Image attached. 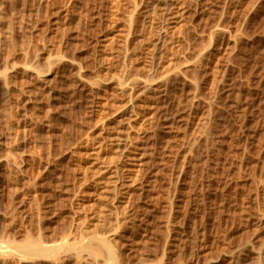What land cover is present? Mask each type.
<instances>
[{
	"label": "bare ground",
	"instance_id": "6f19581e",
	"mask_svg": "<svg viewBox=\"0 0 264 264\" xmlns=\"http://www.w3.org/2000/svg\"><path fill=\"white\" fill-rule=\"evenodd\" d=\"M89 1L0 0V264H264V1L212 0L195 51L183 31L211 0H107L102 39L82 26L95 23ZM216 47L224 60L206 80ZM178 81L190 135L150 194L164 94ZM76 86L91 119L68 141Z\"/></svg>",
	"mask_w": 264,
	"mask_h": 264
},
{
	"label": "rangeland",
	"instance_id": "374dc122",
	"mask_svg": "<svg viewBox=\"0 0 264 264\" xmlns=\"http://www.w3.org/2000/svg\"><path fill=\"white\" fill-rule=\"evenodd\" d=\"M215 1L221 3L223 0H221V1H219V0H215ZM215 1H212V0H211L210 2H207V3H209V4H207L206 2H204L203 5H202V8H203V9L201 8V6L198 7L197 10H196V11H197V14L194 15L193 19H192V20L190 21V23H189V24H192V25H191V26L188 25V27L186 26V28H185L186 31H183V36H184V37L186 36V37H185V42H187V43L189 42V44H191V43L193 42L191 45H192L194 51L197 50L200 46H202V45L207 41L206 38H205V37H206L205 34L203 35L201 31L204 30V29L206 28L207 22L209 23L210 20L212 21L211 18L215 17V15H214V16L211 15V14H213L214 11L211 13L212 10H210V7L212 6V4H213V6H212L211 8H213V10H214V9L216 10V9L219 8L220 3H216ZM256 1H257V2H256ZM258 1L261 3V2L264 1V0H262V1H261V0H239V2H241V3L239 4V2H238L237 4H238L240 7H241V5H242V6H243V10H244V9L246 8V6H244V5H247V7L249 8V6L252 5L253 3H257V4H258V3H259ZM90 2H91V3H90ZM93 2H94L93 0H90V1H89V4H90V5L88 4V9L91 11V12L89 11V14H90V13H91V14L93 13V15H95L94 20H95V23H96L97 26H95V23H91V20H89V19H91V18H89V19H87V18L82 19V20H81V21H82L81 23H83V22H85V23H84V25H82V24H81V25L83 26V28H86L87 26H89L88 23H89V24H92V26H94V29H96V31L98 30V32H99V33H98V34H99V35H98V39H100V38L102 39V36H103V34H104L102 31H106V28L103 29V28L105 27V26H104V25H105V22H104V25H103L102 22L105 20V19H103V18H105V15H106V14H104V13H106L105 11H106L107 8H108V6H107V3H108V2H107V0H106V1H105V0H100V1L98 0V2L95 1V3H94L95 5L93 4ZM100 2H101V7L98 6V4H99ZM103 2H104V3H103ZM126 2H127V4H129V3L132 2V0H131V2L125 0V1H123V4L126 3ZM211 2H214V3H211ZM97 3H98V4H97ZM205 3H206V4H205ZM260 3H259V4H260ZM92 4H93V8L96 6V7H95L96 9H95V8H94V9L91 8V7H92ZM102 4H104V5H102ZM127 4H126V5H127ZM216 4H217V5H216ZM259 4H258V5H259ZM99 5H100V4H99ZM207 5H208V6H207ZM105 6H106V7H105ZM123 6H125V4H124ZM205 6H206V7H205ZM103 7H105L106 9H104ZM204 7H205V8H204ZM207 7H208V8H207ZM244 7H245V8H244ZM100 8H101V9H100ZM102 9H104V10H102ZM200 9H201L202 11H201ZM204 9H206V10H205L206 12L204 11ZM208 9H209V10H208ZM240 9H242V7H241ZM92 10H94V11H92ZM97 10H98V11H97ZM99 10H100V11H99ZM123 10H124V8H123ZM123 10H122V12H123ZM245 10L247 11L248 9L246 8ZM245 10H244V11H245ZM102 11H103V12H102ZM124 11H125V10H124ZM207 11H208V12L210 11V12H209V13H210L209 15H211V16H213V17L209 16ZM101 12H102L103 14H100V15H99L98 13H101ZM200 12H201V13H200ZM96 13H97V14H96ZM198 13H199L200 15H199ZM202 13H203V14H202ZM204 13H205V15H207V16H205ZM206 13H207V14H206ZM87 14H88V13H86V15H87ZM97 15H99V17H98ZM126 15H127V12H123V14L120 15V20H119L120 22H119V21L117 22V26H119V28H116V30H114V36H117V35H118V34H116V31H117V33L120 31V29L122 28V26H123L124 23H125V22H123V21H127L126 19H123L124 16H125L124 18H127ZM202 15H203V16H202ZM250 15H251V14H250ZM250 15L248 14V18L250 17ZM100 16H102V17L100 18ZM103 16H104V17H103ZM127 16H128V15H127ZM195 16H196V17H195ZM121 17H122V19H121ZM209 17H210V18H209ZM97 18H99V19H97ZM200 18H201V20H199ZM206 18H207V20H206L207 22L205 21ZM208 18H209V19H208ZM253 18H254V17H253ZM86 19H87V20H86ZM202 19H203L204 21H203ZM241 19H242V18H241ZM244 19H245V18H244ZM84 20H86V21H84ZM99 20H100V21H99ZM233 21H234V20L231 19V22H233ZM243 21H244V20H243ZM86 22H88V23H86ZM98 22H99V23H98ZM203 22H206V23H203ZM97 23H98V24H97ZM121 23H122V25H121ZM85 24H86V25H85ZM119 24H120V25H119ZM193 24H194V25H193ZM203 24H204V25H203ZM205 24H206V25H205ZM243 24H244V23H243ZM82 26H81V27H82ZM193 26H195V27H197V28H195V27H193ZM242 26H243V25H242ZM97 27H98V28L100 27V28L97 29ZM189 27H190V29L192 30V31L190 30V32H188V31H189ZM192 27H193L194 29H192ZM203 27H204V29H203ZM253 28H254V26L251 27V31L253 30ZM100 29H102V31H101ZM187 29H188V30H187ZM200 30H201V31H200ZM254 30H255V29H254ZM254 30H253V31H254ZM100 31H101V32H100ZM194 31H195V32H194ZM184 32H186V33H188V34H186V33H184ZM197 32H198V33L200 32V34L198 35ZM101 33H102V34H101ZM192 33H193V34H192ZM194 33H196V34H194ZM100 34H101V35H100ZM184 34H185V35H184ZM191 34H192V35H191ZM189 35H190V36H189ZM193 35H194V36H193ZM197 35H198L199 37H200L201 35H202V36L199 38ZM48 36H49V37L51 36V37H50L51 39H48V38H49ZM48 36H46V37H47L46 39H48L47 41L51 44V43H52L51 41L54 40V37L52 36V34H51V35L48 34ZM192 36H193V37H192ZM187 38H188V41H187ZM189 38H192V39H189ZM204 38H205V39H204ZM201 39H203V41H202ZM50 40H51V41H50ZM204 40H206V41H204ZM98 42L100 43V44L98 43V48H99V49H98V55H99V50H100V47H101L102 40H100V41L98 40ZM193 44H194V45H193ZM94 45H95V43L93 42V46H94ZM195 45H197V46H195ZM92 48H93V47H92ZM94 48H95V47H94ZM94 48H93V50H92V53L94 52ZM214 50H215V51H214V54L212 55V57H211V59H210V62H209V65H208V66H209V67H208V70H209L208 73H209V74L207 73L208 76H206V80L210 79L211 76H213V75H211V74H213L214 71H215V70H213V69H215V67H221V65H222V63H223V60H224L223 57L225 56V54L223 53V49H222V47H216ZM114 51H115V50H114ZM218 51H219V52H218ZM92 53H91V57H90V59H89V62L91 63V64L89 63V64H90L89 66H90V69H91L90 72H92L93 68H94V70H95V68L97 69V67H98V69H99L100 66H101V64H98V62H100V61H99V60L96 61V60H95V56H94V54H92ZM114 53L116 54V52H114ZM215 53L218 54L217 57H216V54H215ZM115 54H114V55H115ZM191 56H193V52H192ZM92 57H94V58L92 59ZM98 59H99V57H98ZM92 60H93V61H92ZM94 60L96 61L95 64L97 63V66L94 64L95 67H94V66L91 67L92 64H93V62H94ZM91 61H92V62H91ZM115 61H116V60H114L113 62H115ZM115 63H116V62H115ZM113 65H114V63H113ZM116 66L118 67L117 64H116ZM193 68L195 69L196 67H195V66H191V69L189 70V73L191 74V76H192L193 73H191L190 71H194ZM94 70H93V71H94ZM119 70H120V69H119ZM212 70H213V71H212ZM196 71H197V69H195L194 72H196ZM194 74H195V73H194ZM194 74H193V75H194ZM210 75H211V76H210ZM207 77H209V78H207ZM179 82H180V81H178V82H174V83H173L174 86H175V88H174L175 90L172 88V87H174L173 84H172V86H170V88L168 89V90H170V91L166 90L167 92H165V94H164V100H163V114H164V116H165L166 113H168V114H167L168 118H169V115H172V116L174 117V120H175V121L172 120V117L169 118L170 121H169L168 118H166L167 116H165V118H164V120H166V122H164V127H163V132H164V133H163V134H165L166 131L168 132V134H167V132H166V135H164V139H165V138H166V139L163 140L162 145H160V147H159V146L156 147V148H157L156 151L158 150L159 152L157 153V152L155 151L154 154L152 155V158H153L154 156H156V157H154V159H152V160H154L153 165H154V164L157 165V163L159 164V162H160L161 164H162V163H163V164H162V165L159 164V165H158L159 167H158V166H155V165H154V166H151V167H152V173L154 172V173H153L154 175H152V173H151V179H152V180H150V183H151V184H150V188H151L152 190H151V189L149 190V191H151L150 194H151V193H152V194H154V193L156 194V189H158V192L162 190L161 186H163V183H164V181H162V180H166V179H167V177H165V176H167L165 173H167V172H168L167 170H169V168H171V166L173 165V163L175 162V160H176V158H177V155H178V154H176V153H179V152L182 150V148H183V146H184V143L186 142V141H184V142L182 143L183 145L179 144V142L183 141V139L181 138V137H182L181 135L184 134V135H183V136H185V139H184V140H186V137L190 135V132H188V127H185V126H187V123L189 122V121H188V122L185 121V119L188 118L189 115H188L187 112L190 111V110H188L189 108H187V107H190V105H188V106L186 107L187 102H189V99H190V98H189L190 93L188 92V89H187L188 87H187V85H184V83L182 84V82H181V83H179ZM178 83H179V84H178ZM181 84L183 85V87H181V86H182ZM178 85H179V86H178ZM177 87H179V89H180V87H181V89H180V90H177V89H178ZM74 89H75V90H74ZM183 89H184V90H183ZM70 90H71V92L73 93V94H72L73 97H71V99H72L71 101H72V102H73L74 100L76 101L77 97H78L79 100L77 99L78 102H76V103H74V102L72 103L71 101H70L71 103L69 102L68 106H69V105H70V106L68 107V112H67V115H68V116H66V119H69L70 122L67 121V120H65V121L67 122V123L65 122V126L67 125V126H66V129H67L68 131H71V130H73L74 128H75L76 130L80 129V131H81V124H80V123H82V125L85 126V125H87V123H89V122H87V121H90V119H91V115H90V114H91V113H90L91 110L89 111L88 109H89V105H91V102H92L93 99H92V97L89 95V92H88V91H87V92H88V94H87L86 89H82V88H81V91H82V92H81L80 89L76 86L75 88L73 87V90H72L71 88H70ZM77 90H78V91H77ZM83 90H84V91H83ZM171 90L174 91V94H175V95H176V94H177V95H180V94H181L180 97H181L182 99L178 96V98H179V101H178V100H177L178 98H176L177 95H176V96L174 95V97H172L173 95H171V94H172L173 92H172ZM75 91H76L77 93H76ZM181 91H182V92H183V91H186V92H187V93H186V92L183 93V97H184V98L182 97V92H181ZM80 92H81V94H80ZM168 92H169V93H168ZM175 92H176V93H175ZM179 92H181V93L178 94ZM74 93H75V95H74ZM83 93H85V94H87V95H84ZM82 94H83V95H82ZM166 94H167L168 96H169V94H170V96L168 97ZM188 94H189V95H188ZM72 95H71V96H72ZM79 95H80V96H79ZM81 95H82V97H81ZM184 95H185V96H184ZM75 96H76V97H75ZM84 96H86V98H85ZM87 96H90V97H87ZM187 96H188V97H187ZM74 97H75V98H74ZM171 97H172V99H171ZM87 98H91L92 100L89 99V101H88V100L86 101ZM167 98H168V99H167ZM188 98H189V99H188ZM84 99H85V100H84ZM169 99H170L171 101H170ZM180 100H182V101H184V102H181ZM187 100H188V101H187ZM80 101H81V102H80ZM82 101H83V102H82ZM90 101H91V102H90ZM167 101H168V102H167ZM87 102H88V103L90 102L89 105H87V104H88ZM81 103H82V104L85 103L86 105H85V106H82ZM169 103H170V104H169ZM179 103H182V105H181V104L179 105ZM189 103H191V101H190ZM72 104H73V105H72ZM74 104H75V105H74ZM183 104H184V105H183ZM71 106H72L75 110H74L73 108H72V110H71V108H70ZM87 106H88V107H87ZM77 107H78V110L76 109ZM81 107H82V109H81ZM90 107H91V106H90ZM164 107H166V108H164ZM183 107H186L187 110H186L185 108H183ZM85 108H87V109H85ZM181 108H182V109H181ZM69 110H71V114H72V115H70ZM84 110H86L87 113H85ZM181 110H182L183 112H182ZM72 111H73V112H72ZM75 111L78 112L77 114H79L78 117L76 116L77 118L75 117V115H77ZM74 112H75V114H74ZM88 112H89V113H88ZM80 114H82V116H81ZM86 114H89L90 116H89V115L87 116ZM110 115H112V113H110ZM110 115H109V116H110ZM181 115H184V116H181ZM69 116H70L71 120L75 117V118H74L75 120L73 119L74 122H73V120L71 121L70 118H67V117H69ZM72 116H73V117H72ZM85 116H86L87 119L85 118ZM112 116H113V115H112ZM112 116H110V118H111ZM185 116H186V117H185ZM175 117H176V118H175ZM178 117H180V119H179ZM184 117H185V118H184ZM83 118H84L85 120H83ZM86 120H87V121H86ZM167 120H168V121H167ZM176 120H179V121L177 122ZM186 120H187V119H186ZM188 120H189V119H188ZM77 121L79 122V124H77V123H78ZM68 122H69V123H68ZM71 122H73V123H71ZM169 122H170V123H169ZM171 122H172V123H171ZM176 122H177V123H176ZM179 122H181L182 124L179 123ZM183 122H184V123H183ZM166 123H167V124H166ZM185 123H186V125H185ZM169 124H170V125H169ZM180 124H181V125H180ZM78 125H79V126H78ZM172 125H173L174 127H176V130H175V128H172V127H171ZM69 126H71V127L69 128ZM73 126H74V127H73ZM67 127H68V128H67ZM79 127H80V128H79ZM167 127H168V128H167ZM170 127H171L172 129H174V131H173ZM71 128H72V129H71ZM177 128H178V129H177ZM69 129H70V130H69ZM76 130H73V132L76 131ZM164 130H165V131H164ZM171 130H172V131H171ZM68 131H67V139H68V141H70V140L72 141L73 138H74V139L77 138V137L79 136V134H80L79 131H77V132H79V134H78V133H75V132H74V134H72V133L69 132L70 134H72L71 137H70ZM173 132H174V133H173ZM171 133H173V134H171ZM77 134H78V135H77ZM180 134H181V135H180ZM188 134H189V135H188ZM168 135H169V136H168ZM73 136H74V137H73ZM166 136H167V137H166ZM69 137H70V138H69ZM72 137H73V138H72ZM171 137H172V138H171ZM71 138H72V139H71ZM179 138H180V139H179ZM183 138H184V137H183ZM74 139H73V140H74ZM171 142H172V143H171ZM163 144H164L165 146H164ZM176 144H177V147L179 148V149L177 148V150H179V151H177L176 148H175V149H174V154H175V155H174V154H172V153H173V150H172V149L176 146ZM168 145H169L170 147L173 145V146H172L173 148L171 147V149H170V147H168ZM179 146H181L182 148L179 147ZM161 147H162V149H163V147H164L165 150H164V149H163V150H162V149L160 150ZM166 147H167L168 149L172 150V151L169 152V153H170L171 156L174 155V157H169V155H168V154H169V153H168L169 150H167ZM166 150H167V151H166ZM175 150H176V151H175ZM160 151H161V152H160ZM163 151H164V152H163ZM165 151H166V152H165ZM162 152H163V153H162ZM160 153H161L162 155H161ZM164 153H165L166 155H165ZM156 154H157V155H156ZM159 156H164V159H165V160L163 159V157H161V158H162V159H161ZM167 156H168V157H167ZM165 157H166L168 160H167ZM155 159H156V160H155ZM171 159H173V160H171ZM157 160H158V162H156ZM163 160H164V162H163ZM170 161H171V162H170ZM173 161H174V162H173ZM166 162H168L169 165H168V163H166ZM172 162H173V163H172ZM171 163H172V165H170ZM151 165H152V164H151ZM161 166L163 167V171H162V172H163V173L165 172V173H164L165 176H164L163 173H161V170H162V169H160V173L162 174L163 177H162L161 174L158 172L159 168H162ZM166 166H168V168H167ZM169 166H170V167H169ZM66 167H67V168H66ZM156 167H157L158 169H157ZM64 168H66V170H65ZM64 168H63V171H62V176H61L62 178L60 177V178H61V181H63L62 179H64L65 177H67V178L69 177L68 173H70V170L72 169L71 166H70V164H65ZM155 169H157V170H155ZM64 170H65V171H64ZM72 170H73V169H72ZM164 170H165V171H164ZM66 171H67V173H66ZM68 171H69V172H68ZM166 171H167V172H166ZM155 172H156V173L158 172L160 175H159L158 173H157V175H156ZM64 173H66L68 176H67L66 174H64ZM74 175H75V174L73 173V175H72V172H71V173H70V178H68V179H64L65 181L67 180L68 182H67V181H66V182H65V181L61 182L62 185L64 184V186H63V187H64V191H65V190H68L67 188H71V190L73 189L72 184L74 183V181H73V179H74L73 176H74ZM64 176H65V177H64ZM71 176H72V177H71ZM160 176H161V177H160ZM156 177H158V178L160 179V181H159L158 178L155 179ZM164 177H165V179H164ZM71 178H72V179H71ZM161 178H162V179H161ZM70 179H71V180H70ZM154 179H155L156 181H159V182L155 183L156 181L154 182ZM71 181H72V182H71ZM64 182H65V183H64ZM158 183H159V184L162 183V184H160V185H159L160 187L157 188ZM68 184H69V185H68ZM152 184H157V186L152 185ZM65 185H66V186H65ZM67 186H68V187H67ZM70 186H71V187H70ZM153 186H155V187H153ZM65 187H66V188H65ZM153 188H155V190H153ZM160 188H161V189H160ZM69 190H70V189H69ZM71 190H70V191H71ZM152 191H153V192H152ZM154 191H155V192H154ZM158 192H157V193H158ZM68 194H69V196H68ZM71 195H72V193H70L69 191H67V194H66V191H65V192H64V200H65V199L68 200L67 197L71 198V200L69 199L68 202H67L66 200H65V201L63 200V202H62L63 204H61V205H62V206H61V207H62V209H61L62 216H65L64 218L67 219V220H64V218L62 217L63 220L66 221V222L63 221L65 224L67 223L68 220H69V222H70V220L72 219L71 217H72V215H73V212H72V211H73V208H72V204H71V203H72V196H71ZM135 198H136V197H134L133 200H136ZM70 201H71V202H70ZM94 202H95L94 200L91 201V203H93V204H94ZM135 202H136V201H135ZM65 203H67V205H66ZM68 203H69V204H68ZM91 203H90V205H91ZM69 205H71V206H69ZM65 206H66V207H65ZM67 206H68V207H67ZM63 208H64V209H63ZM65 208H66L67 210H66ZM71 208H72V209H71ZM69 213H70V214H69ZM70 215H71V216H70ZM68 216H70V217H68ZM64 223H63V225H65ZM124 258H125V257H124ZM124 258H123V259H124ZM124 260H126V258H125ZM124 260H123V261H124Z\"/></svg>",
	"mask_w": 264,
	"mask_h": 264
}]
</instances>
